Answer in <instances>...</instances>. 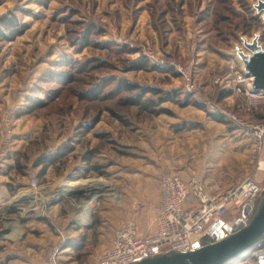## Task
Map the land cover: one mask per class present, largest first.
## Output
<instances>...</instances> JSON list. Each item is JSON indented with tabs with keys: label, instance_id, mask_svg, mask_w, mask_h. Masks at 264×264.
I'll use <instances>...</instances> for the list:
<instances>
[{
	"label": "rangeland",
	"instance_id": "rangeland-1",
	"mask_svg": "<svg viewBox=\"0 0 264 264\" xmlns=\"http://www.w3.org/2000/svg\"><path fill=\"white\" fill-rule=\"evenodd\" d=\"M254 1L0 0V22L13 20L21 28L16 35L4 31L7 38L0 39V149L7 151L0 163V207L30 190L31 175L42 186L34 198L0 215V264H47L48 248L58 239L51 219L79 231L60 264L95 263L123 212L103 194L91 225L74 227L71 196L46 201L50 187L69 180L114 182L121 198L131 189L142 201L164 172L179 167L196 168L223 187L264 180L245 134L207 108L213 104L254 122L264 117V105L251 113L242 97L222 87L230 64L222 51L238 34L262 30L250 7ZM144 60L163 71L134 68ZM176 68L195 84L189 106L178 100L159 105L164 94L152 92L138 104L124 103L136 93L118 89L119 82L137 84V91L186 93ZM148 99L157 102V113L143 108ZM52 155L60 161L48 163ZM42 208L50 219L38 217ZM144 215L142 231L150 232L154 214ZM236 218L232 214L220 226L221 237L248 225ZM213 238L207 234L202 243Z\"/></svg>",
	"mask_w": 264,
	"mask_h": 264
},
{
	"label": "built area",
	"instance_id": "built-area-1",
	"mask_svg": "<svg viewBox=\"0 0 264 264\" xmlns=\"http://www.w3.org/2000/svg\"><path fill=\"white\" fill-rule=\"evenodd\" d=\"M229 62V71L223 78L222 87L242 97L246 101L244 107L251 113L261 110L260 106L264 105V95L252 92L249 75L242 72L234 60ZM176 70L186 81L184 87L186 93L195 92L191 75L181 69L176 68ZM193 96L196 97V93H193ZM198 100L203 101L199 98ZM207 108L210 113L217 112L219 117L227 119L245 134L251 143L252 162L257 164L258 170L264 171V159H262L264 157V117L260 122H254L239 116L234 111L220 110L213 104ZM11 117L12 112L9 111L5 118L6 129L11 128ZM6 156L7 151L0 149V163ZM29 185V193L38 192L42 188L38 175L30 176ZM263 194L264 180L247 178L238 185L230 187H223L219 181H214L209 186L204 173L193 167L187 170L185 178L173 172H164L160 178V197L155 208V224L151 234L142 231L139 217L143 206L137 196L130 197L128 201L123 197L116 199L109 196L111 202L117 200V205L125 218L114 231L111 245L103 249L94 264H134L146 258L199 249L215 239L202 243L203 237L210 234L209 230L215 223H220V226L228 225L222 221L227 213L237 215L236 224L242 219L247 222L250 215L245 213V207L254 208ZM100 195L103 193L95 197L89 210L84 205L76 208L77 212L73 214L71 220L76 224L74 227L91 225L89 216L96 207ZM83 209L88 212V217H80ZM38 217L50 219L44 208L41 209ZM50 223L58 239L53 247L48 248L46 260L47 264H60L62 254L69 248L68 245L74 234L79 231L71 230L65 225H57L52 219ZM217 232L219 233V230ZM258 246L260 247L252 255L246 257L250 261L243 259L244 264H260V259L264 256V243Z\"/></svg>",
	"mask_w": 264,
	"mask_h": 264
},
{
	"label": "water",
	"instance_id": "water-1",
	"mask_svg": "<svg viewBox=\"0 0 264 264\" xmlns=\"http://www.w3.org/2000/svg\"><path fill=\"white\" fill-rule=\"evenodd\" d=\"M250 7L254 17L261 22L262 30L254 29L251 36L238 34V41L232 42L231 49L224 50L221 54L228 60L237 62L241 71L249 75L252 92L264 95V0L251 2ZM75 191L76 195L85 193ZM245 213L252 215L248 225L239 227L227 237H221L217 232L220 223H215L209 230V233L215 234V239L199 249L146 258L134 264H232L239 261L249 254L247 252L264 243V194L256 209L247 206Z\"/></svg>",
	"mask_w": 264,
	"mask_h": 264
},
{
	"label": "bare ground",
	"instance_id": "bare-ground-1",
	"mask_svg": "<svg viewBox=\"0 0 264 264\" xmlns=\"http://www.w3.org/2000/svg\"><path fill=\"white\" fill-rule=\"evenodd\" d=\"M75 190H80L81 192H85L82 195H76ZM47 202H54L60 197L63 196H71L74 200V205L77 206V208L80 205H84L86 209H90L91 204L94 203L95 197L99 194H108L109 196L120 199L121 196L118 193L116 189V184L114 182H107L103 179L98 180H81V181H75V180H69L67 182L62 183L60 186L57 187H50L49 191L47 190ZM33 192H25L21 193L19 197H16L12 202L6 203L0 207V215L2 217H5L8 212L11 210L17 208L19 205L22 204L23 200L26 199H32L34 198ZM80 217H88V212L83 209L81 211ZM9 237L17 238V235L14 233H10ZM260 246H257L256 249L252 250L251 252H247L249 254H245L246 257H249V255H252ZM242 258L239 261H236L232 264H238L241 262V260L245 259ZM260 264H264V256L260 259Z\"/></svg>",
	"mask_w": 264,
	"mask_h": 264
},
{
	"label": "trees",
	"instance_id": "trees-1",
	"mask_svg": "<svg viewBox=\"0 0 264 264\" xmlns=\"http://www.w3.org/2000/svg\"><path fill=\"white\" fill-rule=\"evenodd\" d=\"M12 22H13V20H8V19H5V18L2 19V21L0 22V39L1 38H5V37L7 38V35L5 34L4 31L11 32L14 35H16L17 33L20 32L21 28L17 29V24H16L17 22L15 21V24H13V25H12ZM13 27H15V29H13ZM134 68H136L138 70H141V69H144V70L147 69V70H152V71H157V70L160 71L161 70L156 65H151L148 60L142 61L141 64H138L137 66H134ZM161 71H163V70H161ZM117 84H118V89H121L123 92L136 93V95H135L136 97L135 96L134 97H128V99H126L124 101V103L138 104V103H140L141 95H145V94H147L149 92H152L154 95H158V96L164 94L163 97L160 96V99H162V100L160 101L159 105H161L164 102H176V100H178V102H181L182 106H189V104H190L189 102L191 100L190 99L191 95L186 94L183 91H180V93H178V92L167 93V92H164L162 89L151 88V87H148L147 89L143 88L141 91H137L140 88V86L137 85V84H131V83H127V82H125V83L119 82ZM182 96H184V97H182ZM180 97H182L183 100L180 101ZM143 104H144L143 108L145 110H147V113H153V114L157 113V111H155V109H154V107L157 106V102L150 101L148 99L147 102H145ZM214 118L217 121H219V122H226L225 118H222V117H219V116H216V115H215ZM57 160H59L58 155L57 156L56 155H52L50 157V161L48 163H50L52 161L56 162ZM93 168H97V166H93ZM258 203H259V201H257V203H255L254 209H256ZM230 217H232V214L231 213H227L226 215L223 216L222 221L223 222L224 221H228ZM251 218H252V215L248 217V223L250 222ZM81 244H74L73 246L75 248H80Z\"/></svg>",
	"mask_w": 264,
	"mask_h": 264
},
{
	"label": "crops",
	"instance_id": "crops-1",
	"mask_svg": "<svg viewBox=\"0 0 264 264\" xmlns=\"http://www.w3.org/2000/svg\"><path fill=\"white\" fill-rule=\"evenodd\" d=\"M170 170L172 169V168H169ZM173 170V169H172ZM176 174H178V175H180V176H182V177H187V171L186 170H184L183 169V167H179V168H177L176 169ZM212 181L214 182V179H212V178H210V180L208 181V184H212ZM155 188V189H154ZM150 190H152V192L149 194V195H147V200H141V198H143V197H140L139 195H137V194H132L131 193V189H130V191L129 192H127V194L125 195V198H126V200L128 201V199L130 198V197H133V196H138L139 197V199H140V202H141V204H142V206H143V211L141 212V215H140V217H139V221L141 220V218L143 217V216H145L144 215V213L147 211H150L152 214H154V221H153V224H152V229L150 230V232H147V233H149V234H151L152 233V230L154 229V224H155V208H156V206L158 205V202H159V197H160V184H159V182H157L156 183V185L155 186H152L151 188H150ZM139 193H142V192H139ZM147 194H148V191H147ZM123 218H125V215L123 214ZM140 224H141V222H140ZM142 226V225H141ZM113 237H114V234H113V236H110L109 238V241H108V243L106 244L107 246L106 247H108V246H110L111 245V243H112V240H113ZM105 247V248H106ZM104 248V249H105ZM103 251V250H102Z\"/></svg>",
	"mask_w": 264,
	"mask_h": 264
}]
</instances>
